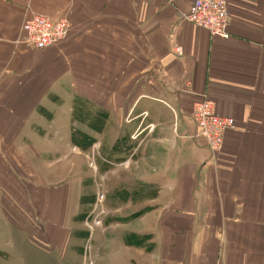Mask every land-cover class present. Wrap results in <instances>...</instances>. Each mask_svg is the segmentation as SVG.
I'll return each instance as SVG.
<instances>
[{
    "label": "crops",
    "instance_id": "0c3cea01",
    "mask_svg": "<svg viewBox=\"0 0 264 264\" xmlns=\"http://www.w3.org/2000/svg\"><path fill=\"white\" fill-rule=\"evenodd\" d=\"M190 2L0 0V264L2 239L18 264L51 263L44 238L62 245L96 190H131L134 180L145 182L150 163L165 166L147 179L157 185L154 198L127 191L126 200L109 202L117 216L132 214L136 201L143 203L138 210L153 206L105 225L124 228L115 232L119 243L129 232L152 236L148 245L124 239L121 264H264V0H227V38L181 21ZM35 13L70 21L56 46L25 42L21 24ZM62 88L68 108L51 111L50 100L61 105ZM75 96L107 103L96 132L112 135L116 166L104 176L97 170L98 178L86 151L70 142ZM204 98L235 119L214 154L194 136L190 117ZM95 139L101 147L104 139ZM124 145L133 150L127 170L142 166L143 180L123 181ZM53 166H63L62 174ZM71 206L79 211L66 228ZM136 220L149 227L127 228Z\"/></svg>",
    "mask_w": 264,
    "mask_h": 264
},
{
    "label": "rangeland",
    "instance_id": "374dc122",
    "mask_svg": "<svg viewBox=\"0 0 264 264\" xmlns=\"http://www.w3.org/2000/svg\"><path fill=\"white\" fill-rule=\"evenodd\" d=\"M52 18L58 19L59 17L57 18L52 17ZM62 18L66 19L70 24V21L68 20L67 17L62 16ZM57 94L62 99L61 105L56 103L55 101L50 100L49 101L50 107L48 105L47 107L50 108L51 111L58 110V109L60 111L67 110L68 105H69L68 99H66L68 92L66 91L65 88H62V91L60 90L59 92H57ZM79 97L85 102L86 109L88 108L92 114H94L97 108H104V109L107 108L105 106L107 104L106 102L99 104L93 101L92 98L90 99L86 96H79ZM68 114L70 115V113ZM72 129L82 131L94 138V141L92 142L89 148L85 150L81 149L82 151H86V154L88 157L87 158L88 167L90 171L89 173H91L92 176L95 175V177L98 178V175L96 176V173H98L97 170L99 171V173L102 174V176H104V172H108L110 167L116 166V165H112L111 163V161L115 162V160L113 159L111 160V156H110V152L112 151L110 150V146H109L107 139L111 137L112 135L109 134L108 130H106L101 135L97 133L95 130H93L91 127H89L87 121H80L77 119L73 121ZM108 129L111 130V126H108ZM95 138L104 139V142L101 147H98L96 145L97 141H95L96 140ZM70 142L74 146H76L71 141V135H70ZM132 151L133 150L129 151V149L124 145L118 152V155L120 157L118 159L119 160L118 162H120L118 167H119L120 172L123 174V181H125L126 176L127 178L130 177V180L131 178H133V176H136L140 180H143L144 178L142 177L143 176L142 174L144 173L146 179H144L143 181L145 182L134 180V184H133L134 188L131 190L130 189L128 190V188L125 187V185H120V187H118L117 189L113 190L110 193L106 192V190L104 191L96 190L91 204L86 209H81V212H79L80 214L78 213L79 214L78 217H80L81 223H78V226L75 227L74 229L71 228L69 231L68 230L66 231V232H69V234L71 235L70 238H64L62 241V245L60 244L59 239L53 240V239L44 238L42 248L44 250L45 248H47V250L49 251V254L52 257L51 263H46V264H66V262H69L70 264H75V263H78L79 261H80V264H121L120 263L121 261L118 259L117 256L122 257V258L127 256L126 249L121 248V245H122L121 243H124L123 242L124 239H125V242H127L126 238H130V239L133 238L134 242L136 239L137 240L142 239L138 243L141 245V242L147 243L145 241L147 237L150 239L152 238V236L148 233L147 234H137V233L133 234L132 232H129L122 236L123 241L121 240V243H119L117 241V234L115 232L119 233V231L120 232L123 231L124 228H122L121 230L112 231V229H110V230L105 231V227H106L105 225L108 222H125L130 216L136 219L140 217L141 215H143V212L147 211V209L153 208V206L146 205L144 209L138 210V207H141L143 203H141V201H136L135 205L137 204V202H139L137 204L138 206L137 205H136L137 207L135 206L136 209L135 208L133 209L134 212L132 214H126V216H124L125 215L124 213H122L121 216H117L114 213L111 214L108 209L109 206L111 207L109 202L111 201L110 199L112 197L120 198L124 201L126 200L125 194L127 193V191L134 192V195L138 194L136 197L140 196L142 192L149 194L150 198H154V196L156 195L155 192L157 189L156 187L157 185L155 183L147 181V179L148 178L150 179L152 176H156V174H158L159 171L163 169V167L165 166L162 164L157 165V164L150 163L149 165L144 166L145 169H147L148 171H144L143 173H141L142 166L135 164L131 166L130 168H128L127 170V167H126L127 165L124 162L127 158V155L131 154ZM151 161L153 162V160ZM62 167L60 169L59 166H53V169L57 171V174H62L63 172ZM19 169H21L20 171H23L22 169L24 168H19ZM115 192L116 194H119V195H116ZM121 196H124V197H121ZM99 200H101L100 203H98ZM156 202L157 200L150 202V203L156 204ZM96 204L97 205L100 204V206L97 208ZM78 211H79V208L75 206H71L70 212L66 215V219L68 221L67 224L65 225L66 228H70L71 225H73L74 220L70 224L71 216H74ZM136 221L130 226H128L127 228L134 227L135 229L141 230L145 226H146L145 229L147 228V226L149 227L148 222L145 224H142L143 221H140V220L137 222ZM4 241H5L4 239L1 240V251H2L1 252V264L20 263L15 251L12 248L6 247L4 245ZM149 241L150 240H148V242ZM152 248L153 247L151 246L149 250H151ZM6 250L9 252V256L5 254Z\"/></svg>",
    "mask_w": 264,
    "mask_h": 264
},
{
    "label": "built area",
    "instance_id": "2783aa9c",
    "mask_svg": "<svg viewBox=\"0 0 264 264\" xmlns=\"http://www.w3.org/2000/svg\"><path fill=\"white\" fill-rule=\"evenodd\" d=\"M229 17L227 0H191L188 8L181 12V21L190 22L195 27L205 29L210 35L222 38L230 35ZM69 28L66 19H54L43 13H35L21 24L25 42L36 49L56 46L65 38ZM175 52L180 54L182 48L176 46ZM190 117L195 126L194 136L201 139L212 154L221 150L227 133L235 125L232 116L219 114L215 102L207 98L192 104ZM96 206L98 208L100 204Z\"/></svg>",
    "mask_w": 264,
    "mask_h": 264
},
{
    "label": "trees",
    "instance_id": "16d2710c",
    "mask_svg": "<svg viewBox=\"0 0 264 264\" xmlns=\"http://www.w3.org/2000/svg\"><path fill=\"white\" fill-rule=\"evenodd\" d=\"M78 97L79 96H76L73 100L72 120L74 121L77 119L80 121H87L89 127H91L95 131H100L107 119V110L104 108H97L94 114H92L88 108L86 109L85 102L80 97ZM71 141L76 146L85 150L91 146L94 138L82 131L72 129Z\"/></svg>",
    "mask_w": 264,
    "mask_h": 264
}]
</instances>
